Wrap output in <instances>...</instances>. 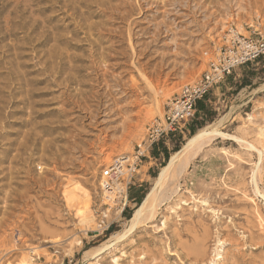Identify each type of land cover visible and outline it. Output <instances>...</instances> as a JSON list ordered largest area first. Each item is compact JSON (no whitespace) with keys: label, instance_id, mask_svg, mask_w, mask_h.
Wrapping results in <instances>:
<instances>
[{"label":"rangeland","instance_id":"1","mask_svg":"<svg viewBox=\"0 0 264 264\" xmlns=\"http://www.w3.org/2000/svg\"><path fill=\"white\" fill-rule=\"evenodd\" d=\"M254 30L264 0H0V264H264L261 64L198 103L169 159H136L144 140L123 153L233 33ZM222 118L232 139L183 151ZM180 151L155 213L129 230ZM126 156L110 200L101 171Z\"/></svg>","mask_w":264,"mask_h":264},{"label":"built area","instance_id":"2","mask_svg":"<svg viewBox=\"0 0 264 264\" xmlns=\"http://www.w3.org/2000/svg\"><path fill=\"white\" fill-rule=\"evenodd\" d=\"M263 57L264 31L254 30L249 36L233 33L229 43L219 49L202 76L183 85L168 102L163 117L155 118L148 125L146 137L135 151V158L141 159L160 143L167 145L171 136L185 135V130L195 118L198 103L205 101L211 91L236 69L258 62ZM125 159L118 158L101 171L100 184L104 191L117 192V185L126 171L122 163Z\"/></svg>","mask_w":264,"mask_h":264},{"label":"bare ground","instance_id":"3","mask_svg":"<svg viewBox=\"0 0 264 264\" xmlns=\"http://www.w3.org/2000/svg\"><path fill=\"white\" fill-rule=\"evenodd\" d=\"M241 29V28H240ZM264 88V87H263ZM258 112L256 110L250 112L248 114V120L253 121L255 119V117L257 116ZM222 120H224L223 118L221 120H218L217 122H214L204 128H201L198 133L196 135H194L188 142L187 144L184 145L183 151L187 150V149H191L195 146H200L202 145L206 140L211 139L212 136H218V137H224V138H229L232 139V136L230 134H227L225 132H223L222 130H218L217 127L220 126V123L222 122ZM214 126L215 128L211 129L210 127ZM264 129V128H263ZM262 130V129H261ZM144 137L142 134V131H139L137 133H135L131 138H129L127 141L125 140V142L123 143V153L129 154L134 146V144L136 142H140L143 141ZM253 146V145H252ZM188 151L184 152L187 153ZM122 153V154H123ZM180 152H176L170 162L164 166V168L162 169V171L160 172L159 176L156 178V182L155 185L152 187V189L150 190V192L147 194L146 198L143 200V202L136 208V211L134 212L133 217L128 221L129 224V230L134 231L135 229H137L139 227V225L145 220L146 221V215L149 214H154L155 211L154 209L156 208L155 202H157L158 205V189L159 187L163 184V181L165 180L166 175L168 170L171 168L172 169V165L174 164V162L176 161L175 159L180 155ZM183 153V152H182ZM183 153V154H184ZM186 155V154H185ZM262 155V154H261ZM189 156V155H188ZM111 157V156H110ZM127 158L122 162L123 165L125 163H130L132 157L131 156H126ZM180 157V156H179ZM109 158V157H108ZM121 161V160H120ZM179 161V160H178ZM188 165V163L186 161H182L179 164V169H184L186 166ZM174 166V165H173ZM170 171V170H169ZM127 174V172L125 171L124 173V177ZM169 180V179H168ZM163 187V186H162ZM166 188V187H165ZM164 191V190H163ZM113 193H115L114 191L111 193L109 191L105 192V196L107 198H110V200H112L113 198ZM157 200V201H156ZM161 203V202H160ZM159 203V204H160ZM108 212V211H107ZM157 212V211H156ZM106 214V213H105ZM107 216V215H106ZM154 216V215H153ZM148 218V217H147ZM151 219V218H149ZM148 219V220H149ZM95 220V216L94 215H90L85 217V221L91 222ZM147 220V221H148ZM84 222V221H83ZM144 224V223H143ZM89 225V224H88ZM128 233V232H127ZM130 233V232H129ZM102 249V248H101ZM26 263V262H25ZM28 264L29 260H28Z\"/></svg>","mask_w":264,"mask_h":264},{"label":"trees","instance_id":"4","mask_svg":"<svg viewBox=\"0 0 264 264\" xmlns=\"http://www.w3.org/2000/svg\"><path fill=\"white\" fill-rule=\"evenodd\" d=\"M246 85H249L248 81H246V80H244V81L240 84L241 87H244V86H246ZM160 145H161V147H156V146H154V147L152 148V151H151L152 155H153L155 158H157V157L160 156V155H163L165 160L169 159V157H170V150H169V147H168L167 145H165L164 143H160ZM179 149H180V146H179L178 144H176L175 147L173 148L174 151H177V150H179ZM140 201H141V200H139V202H140ZM127 217L130 218V217H131V214L128 213V214H127Z\"/></svg>","mask_w":264,"mask_h":264},{"label":"crops","instance_id":"5","mask_svg":"<svg viewBox=\"0 0 264 264\" xmlns=\"http://www.w3.org/2000/svg\"><path fill=\"white\" fill-rule=\"evenodd\" d=\"M264 58V57H263ZM263 58H261V59H263ZM262 60H259L258 62H256V64L258 65V64H261L262 65V67L264 68V61L263 62H261ZM239 71H241V68H238V69H236L231 75L234 77V79H236L238 76H240L239 75ZM230 76V75H229ZM249 86V85H248Z\"/></svg>","mask_w":264,"mask_h":264}]
</instances>
